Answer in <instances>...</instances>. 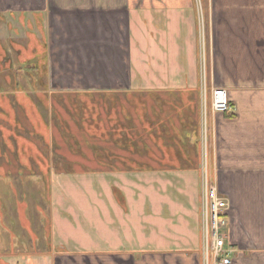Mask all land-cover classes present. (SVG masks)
Returning a JSON list of instances; mask_svg holds the SVG:
<instances>
[{
	"label": "rangeland",
	"instance_id": "374dc122",
	"mask_svg": "<svg viewBox=\"0 0 264 264\" xmlns=\"http://www.w3.org/2000/svg\"><path fill=\"white\" fill-rule=\"evenodd\" d=\"M22 21L0 17V264H59L65 249H78L70 239L94 246L91 239L114 234L129 239L122 252L138 264V255L159 252L160 242L149 241L157 227L169 233L186 225L148 220L157 201L153 180L137 176L170 154L193 149L200 164L204 144L212 153L204 65L193 98L139 96L122 92V82H74L61 72L43 20ZM186 182L199 196V223L190 226L199 247L194 264H204L201 180L199 191Z\"/></svg>",
	"mask_w": 264,
	"mask_h": 264
},
{
	"label": "crops",
	"instance_id": "0c3cea01",
	"mask_svg": "<svg viewBox=\"0 0 264 264\" xmlns=\"http://www.w3.org/2000/svg\"><path fill=\"white\" fill-rule=\"evenodd\" d=\"M0 17L17 24L43 20L61 72L74 82H122V92L139 96L193 98L204 65L207 95L225 89L231 106L210 114L207 156L210 177L230 203L228 242L237 251L232 264H264V0H0ZM156 160V169L137 176L153 180L157 201L149 203L148 220L167 225V217L170 226L186 230L157 227L149 241L160 242L159 252L135 262L194 264L199 247L190 226L199 223V196L186 180L199 191V155L192 149ZM110 236L91 239L94 246L70 239L78 249H65L58 263L130 264L131 255L122 252L129 239ZM164 245L170 252L160 251Z\"/></svg>",
	"mask_w": 264,
	"mask_h": 264
},
{
	"label": "built area",
	"instance_id": "2783aa9c",
	"mask_svg": "<svg viewBox=\"0 0 264 264\" xmlns=\"http://www.w3.org/2000/svg\"><path fill=\"white\" fill-rule=\"evenodd\" d=\"M211 98L212 111L215 114L231 110L227 90L213 89ZM207 150L204 144L200 162L203 262L204 264H232L233 256L237 251L228 242L230 203L220 193L218 182L210 177Z\"/></svg>",
	"mask_w": 264,
	"mask_h": 264
}]
</instances>
